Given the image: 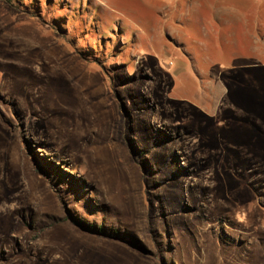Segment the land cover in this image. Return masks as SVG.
<instances>
[{"label": "rangeland", "instance_id": "1", "mask_svg": "<svg viewBox=\"0 0 264 264\" xmlns=\"http://www.w3.org/2000/svg\"><path fill=\"white\" fill-rule=\"evenodd\" d=\"M0 264H264V0H0Z\"/></svg>", "mask_w": 264, "mask_h": 264}, {"label": "trees", "instance_id": "2", "mask_svg": "<svg viewBox=\"0 0 264 264\" xmlns=\"http://www.w3.org/2000/svg\"><path fill=\"white\" fill-rule=\"evenodd\" d=\"M7 1H10V0H7ZM45 2H46V3H47V2H51V0H45ZM90 32H91V31H89V33H90ZM126 95H127V98L129 99L128 94H126ZM128 104H131L130 101L128 102ZM126 129H128V128H126ZM143 142H144V140H143ZM153 163H154L156 166L161 165V162H160V161H157V160H154ZM169 164H170V165L167 166L166 170H164V171H167V170H168V172H167L168 174H162V175H163L164 177H166V176L169 175L170 179H167V180L172 181L173 177H174L176 174H178L179 172L181 173V171L178 170V169H176L174 166H171V163H169ZM155 165H154V166H155ZM166 178H167V177H166ZM80 206H81V207H80V209H79V212H78V210H76L78 214L84 212V210H83V209H84L83 204L80 205ZM165 207H166V208H167V207H175V205H174V204H169V203H167V204H165ZM84 222H85V223H82V222H80V220H77V221H76V225H77L79 228H81V229H86L87 231H92L93 229H92L91 224H87L88 221H86L85 219H84ZM96 223L98 224V231L100 232V231L102 230V227H101V226H103V225H102L103 220L101 219L100 221H97ZM161 232L164 233V229L155 228V235H152V236L154 237V238H153V241H154L155 245H158V246L161 247V249H162V248H163L162 244H164V240H162V233H161ZM101 233H102V232H101Z\"/></svg>", "mask_w": 264, "mask_h": 264}, {"label": "bare ground", "instance_id": "3", "mask_svg": "<svg viewBox=\"0 0 264 264\" xmlns=\"http://www.w3.org/2000/svg\"><path fill=\"white\" fill-rule=\"evenodd\" d=\"M219 94H221V93L219 92Z\"/></svg>", "mask_w": 264, "mask_h": 264}]
</instances>
